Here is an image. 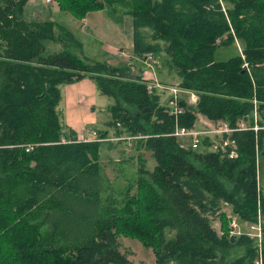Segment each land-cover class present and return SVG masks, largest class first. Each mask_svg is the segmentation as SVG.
<instances>
[{"label":"trees","instance_id":"1","mask_svg":"<svg viewBox=\"0 0 264 264\" xmlns=\"http://www.w3.org/2000/svg\"><path fill=\"white\" fill-rule=\"evenodd\" d=\"M28 1L0 0V264H147L130 259L121 235L153 246L157 264H216L219 249L232 246L246 249L232 264H256L260 251L264 264V238H233L224 210L248 223L261 217L264 227V0H55L78 19L104 8L132 14L135 53L164 51L179 86L200 97H180L178 115L149 89L145 70L86 59L66 25L25 20ZM238 38L242 53L215 59ZM47 41L63 49L49 52ZM87 77L115 99L116 136L142 135L136 179L118 195L104 174V141L79 140L62 120L61 85ZM200 113L260 128L224 133L215 148L208 135L202 148L185 147L171 133L198 125ZM142 149L153 152V169Z\"/></svg>","mask_w":264,"mask_h":264},{"label":"crops","instance_id":"2","mask_svg":"<svg viewBox=\"0 0 264 264\" xmlns=\"http://www.w3.org/2000/svg\"><path fill=\"white\" fill-rule=\"evenodd\" d=\"M51 2V1H48ZM53 2H56L55 0ZM28 3V2H27ZM52 3V2H51ZM57 3V2H56ZM57 9L58 12H65L69 13L66 14L67 18L71 20L72 27L70 26L69 29L75 33L79 41L81 42L80 46H77L75 49L78 50V53L86 58V59H94L98 61H107V63L112 65H121V66H130L132 67V71L135 74H139L141 72H144V79H148L149 84H154V89L156 92L161 94L162 97V103H165L167 105L171 104V99H173L174 96L176 97H188L191 98V95H189V89H186V91L180 87V77L176 79L175 77H172L174 73H172L175 69H169L165 68L164 64L161 63V58L167 56L165 52H158L154 56V62L153 65L148 66L147 62L145 61L146 55L144 57H139L135 53V38H134V25H133V19L134 17L131 16V14H122L119 12H112L110 10H107L106 8L99 10V11H90L85 18L82 20L78 19V17H74L73 14H71L69 11H65L64 9L61 10V7L57 3ZM57 12V13H58ZM129 17V18H126ZM53 21H56L52 18H50ZM81 21L83 27L81 31L86 34L84 37L86 38L87 33L84 32L87 27L90 29V32H93L89 35V38L84 39L80 37V32L77 34L74 30V28H78L76 25H79L78 21ZM46 21V20H42ZM58 23V21H56ZM74 26V27H73ZM76 26V27H75ZM90 37L95 38V41H91ZM104 39V40H103ZM103 40V42H102ZM96 41H99L101 43V47L97 44ZM238 43V44H237ZM236 46L240 45L241 50H243V44H240V39L238 38L235 43H232ZM59 45V44H58ZM231 45V44H230ZM61 46V45H60ZM63 48V47H62ZM88 49L92 50L95 54L94 57H89ZM242 53V51H241ZM169 57L167 56V59ZM137 60L141 61V65L137 64ZM155 72V73H154ZM94 80L91 78H84L80 79L77 82L73 83H65L61 85L62 87V102L59 105V108L63 114L62 120L65 124L68 125L74 132L76 133V136L80 138L82 135L86 136H92L91 130L95 128L97 131L100 129H106L109 131V134L105 137L107 138L106 141H104L103 145L105 146L110 145V147L114 146L115 143H120L121 141L127 142L129 145H133V143L136 141L130 140L126 138V136H123L121 134L120 136H123L124 138H121V141L118 139H115L120 136H116L115 134V127H112L109 125V122L112 118V112L109 110L110 106L101 104L100 107H103L105 111L107 110L109 113H111V118L107 117L104 120V127L99 128L94 126L91 129H88V126L83 125L82 123L80 125H74L72 123V117L71 114L74 112V114H78L79 109L83 107L87 108H94L96 110L98 104L97 96L99 97V87L94 84ZM96 85V86H95ZM176 90V92H175ZM67 111V114H64V112ZM70 116V117H69ZM198 118V125L199 120H203L204 122L210 123L208 126H214L216 125L217 121H212L206 116H204L202 113H200ZM216 122V123H215ZM223 124V122H220L219 125ZM198 125L196 127L198 129H201ZM218 125V126H219ZM203 129V128H202ZM209 129V128H207ZM205 130V129H203ZM191 137V136H190ZM126 138V139H125ZM191 139V138H190ZM110 141H116L113 143H110ZM102 145V146H103ZM137 148V147H136ZM144 149H142V153L144 154ZM138 153L140 154L139 150L137 149ZM153 153V152H152ZM102 157V155H101ZM144 157V156H143ZM102 159V158H101ZM137 160L138 164L140 163L138 154H137ZM223 231V230H222ZM122 244V243H121ZM124 250V249H123Z\"/></svg>","mask_w":264,"mask_h":264},{"label":"rangeland","instance_id":"3","mask_svg":"<svg viewBox=\"0 0 264 264\" xmlns=\"http://www.w3.org/2000/svg\"><path fill=\"white\" fill-rule=\"evenodd\" d=\"M25 8L26 9H24L23 11V17L27 21H35V20L42 21V20H49L50 18H52L58 21V23L66 25L67 28H69L70 26L72 27L71 20L68 19L66 15L69 13L68 12L61 13V12L56 11V9L58 8L56 2L51 3V2H47L46 0H29ZM126 18H129V17L126 16ZM80 20L78 21L79 25H76L77 27L79 26V30L78 28H74L75 29L74 31L77 34H79L80 32L79 34L80 37L87 39L89 38V35L92 34L93 32H90V29L87 27V29L84 31L86 33L88 31L87 36L85 38L84 35L86 34H84L81 31L83 25ZM90 40L95 41V38L90 37ZM96 42L100 47L102 46L99 41H96ZM46 44H47V47H49V50H48L49 52L50 51H53V52L60 51L61 49H63L62 46L55 44L52 41H47ZM240 44H243V41L240 40ZM74 51L76 53L78 52V50L77 51L74 50ZM88 51H90L88 53V56L90 58L95 56L92 50L88 49ZM241 51L242 50H241L240 45L236 46L234 44H231V45L227 44L225 46L217 48V50L215 51V54H216L215 59L216 60H225L226 58L229 59L230 57L238 55V53ZM166 59H167V56L164 55V57L161 58L160 60H161V63L164 64L165 68H169V66L165 64ZM136 62L138 65H141L140 60H137ZM172 73H174L172 77H175L176 79L179 78V75L177 74V70H174ZM97 99H98V102H97L98 106L96 110L94 108L92 109V108L83 107L79 109L78 114H74V112L70 113L72 117L71 121L74 125H80L82 123L83 125L88 126V129H91L94 126L99 127V128L104 127V124H105L104 120L107 117L111 118V113H109L107 110L105 111V109L103 107H100V105L101 104H105V105L107 104L109 106L113 105L115 99L109 97L107 94L103 95L100 92H99V97L97 96ZM64 114H67V111L64 112ZM209 124L210 123L208 122L199 120L198 126L203 129L214 127V126H208ZM219 124L220 123H216V126L218 127ZM65 127H66V130H65L66 132L71 129L70 127H68L67 124H65ZM209 136H210V139H213L216 141L215 145L213 146V148H215L216 145H218L219 139L222 138V136L217 135L216 133H212ZM190 138H191L190 136L182 137L179 139V141L183 146L188 147L190 145ZM113 142H116V141H113ZM105 145L106 144H104L101 147L104 174H106V176L109 179H111V185L115 188L113 192L115 191L114 193L118 195L119 194L118 191H121L122 188H124V186H126L130 181H134L136 179L135 177L137 176V172H138L137 170L140 167V165L138 164V160H137V154L139 153L136 148V141L133 143V145H129L126 141L125 142L121 141L120 143L117 142L112 147H110V145L108 144L107 146ZM198 148H202V145H200ZM143 151H144L143 156L146 160V164L148 165V168L153 169V167H155L157 164H156L155 158L152 156V151L150 150H143ZM259 160H260L259 169H258V174H260L259 183H260V186L264 188V155L260 156ZM224 210L230 213L232 212L231 207L228 205L224 207ZM232 214L235 217H237V221L240 224L243 231L245 230L248 231L249 230L248 222L242 221L239 215H236L233 212ZM213 225L216 229L221 231V234H222L223 231L221 229V222H220L219 217L218 219L213 220ZM239 235L240 234H238L237 236ZM120 241L122 243V246H123L122 248L124 250L127 248L132 251V254L130 255V259H133L136 262L141 261L147 264H157V258L155 256L153 246L150 247V246L144 245L140 241V239H134L131 237H127V235H121ZM218 254H219L218 255L219 259L217 260L216 264H232V261L234 259L239 258L241 256H245L246 249L243 246H232V248L227 249V250L219 249ZM169 264H178V263L173 261V262H170Z\"/></svg>","mask_w":264,"mask_h":264},{"label":"built area","instance_id":"4","mask_svg":"<svg viewBox=\"0 0 264 264\" xmlns=\"http://www.w3.org/2000/svg\"><path fill=\"white\" fill-rule=\"evenodd\" d=\"M47 2L48 1H51L53 2L54 0H46ZM218 42H221V38H218L217 39ZM147 59H145V61L147 62L148 66H151L153 65V62L155 61L154 57L152 56V54H148L147 55ZM155 85L154 84H150L149 86V89L152 91L154 89ZM176 92V90H175ZM189 95H191V98H189L190 102L191 103H195L196 101L198 102V99L200 98L199 95L194 92V91H190L189 92ZM180 97H176L174 96L173 99H171V104L170 105V110H171V113H175L176 115L180 114L181 112H183L185 109H183L182 106H179L177 103H178V99ZM248 122L245 121V120H242L241 123L238 125V127L236 128H233L229 125L228 122H223V124L219 125L218 127L216 125H214L213 128H209V129H205L203 130L202 128L201 129H198L196 126L193 127V128H190V127H185V126H182V125H176V128L174 130V132H172L171 134L172 135H176L180 138L182 137H188V136H191V139H190V146H192L193 148H198L199 145L201 144V139L204 137V136H209L211 135L212 133H216L217 135H221V136H224V133H228V132H233L235 130H238V129H241V128H244V129H247V128H252V129H256V130H259L260 126L256 123H254L253 126H249V124H247ZM91 133H92V136H86V135H81L80 138H78L79 140L82 139V140H94V138L98 139V140H102V141H106L107 138L105 137H100L98 135V131L93 128V130H91ZM142 135H129L127 136L126 138L130 139V140H134L138 137H141ZM121 138H124L123 136H120V137H117L115 139H121ZM125 138V139H126ZM63 141H67V138L66 137H63ZM224 144L225 145H228V144H231L232 146L234 145V141L231 140V138H227L225 139L224 141ZM237 150L236 149H233L232 151H230V155L231 157H236L237 156ZM233 212V211H232ZM232 212H228V216H229V228H231V234H235V235H238V234H245L247 233L248 235H250L251 237L253 238H257L258 241H261V243H263V238H264V227H263V224H262V218L259 217V220L258 222H253V223H248V227H249V230H245L243 231V229L241 228L240 224L238 223L237 221V217H235ZM238 233V234H237ZM260 256L259 258L256 259V263L257 264H263V261H262V253L261 251L259 252Z\"/></svg>","mask_w":264,"mask_h":264},{"label":"water","instance_id":"5","mask_svg":"<svg viewBox=\"0 0 264 264\" xmlns=\"http://www.w3.org/2000/svg\"><path fill=\"white\" fill-rule=\"evenodd\" d=\"M198 101H199V100H198ZM263 155H264V152H263ZM235 236H236V235L233 233V234H232V237L235 238Z\"/></svg>","mask_w":264,"mask_h":264}]
</instances>
